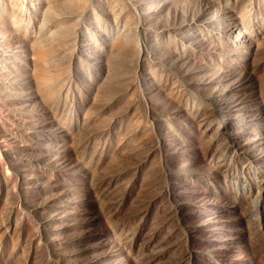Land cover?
I'll return each instance as SVG.
<instances>
[{"label": "rangeland", "instance_id": "374dc122", "mask_svg": "<svg viewBox=\"0 0 264 264\" xmlns=\"http://www.w3.org/2000/svg\"><path fill=\"white\" fill-rule=\"evenodd\" d=\"M0 264H264V0H0Z\"/></svg>", "mask_w": 264, "mask_h": 264}, {"label": "bare ground", "instance_id": "6f19581e", "mask_svg": "<svg viewBox=\"0 0 264 264\" xmlns=\"http://www.w3.org/2000/svg\"><path fill=\"white\" fill-rule=\"evenodd\" d=\"M19 27V26H18ZM15 33V32H14Z\"/></svg>", "mask_w": 264, "mask_h": 264}]
</instances>
